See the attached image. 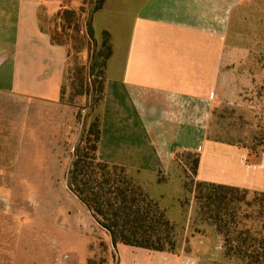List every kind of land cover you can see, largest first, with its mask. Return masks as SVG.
Instances as JSON below:
<instances>
[{
	"label": "crops",
	"instance_id": "obj_1",
	"mask_svg": "<svg viewBox=\"0 0 264 264\" xmlns=\"http://www.w3.org/2000/svg\"><path fill=\"white\" fill-rule=\"evenodd\" d=\"M84 3L0 0L1 96L62 106L73 115V107L59 103L66 49L41 30L39 10L49 19L61 6ZM91 27L98 46L103 32L111 46L103 69L97 158L130 173L165 211L181 244L176 255L124 245L127 264L197 258L185 253L186 243L216 250L222 242L216 223L201 221L192 204H181L180 165L196 155L195 182L264 194V151L252 153L208 136L214 107L227 99L224 84L264 82V0H103ZM240 92L231 95L239 99ZM122 246L116 244L115 264Z\"/></svg>",
	"mask_w": 264,
	"mask_h": 264
},
{
	"label": "rangeland",
	"instance_id": "obj_2",
	"mask_svg": "<svg viewBox=\"0 0 264 264\" xmlns=\"http://www.w3.org/2000/svg\"><path fill=\"white\" fill-rule=\"evenodd\" d=\"M72 32L71 28L68 37ZM72 57V64L77 63ZM89 63L90 60L87 67ZM66 86L69 89L70 84ZM224 87L227 99L214 107L208 136L245 146L253 152L264 151V82L229 83ZM237 88L241 91L239 99L231 95ZM73 102L79 107L71 115L62 106L31 105L0 95V264H62V259L85 264L86 258L90 264L116 262V246L110 247L108 233L67 187L74 150L84 132L90 107L89 102L81 110L86 102L78 99ZM195 158L196 155H190L180 165L185 179L181 204L186 209L192 204L195 214L213 220L212 208L198 213L206 203L203 196L208 190H202V199L198 197L199 182L193 179ZM85 162L88 174L92 161ZM222 194L226 195L219 214L223 222L221 227L216 226L222 242H216L217 249L208 252L205 249H211L209 244L201 243L195 249L186 243L185 253L192 251L191 255L196 254L197 258L187 255L181 260L173 259L171 264H246L241 255L249 257L254 253H261L264 258V207L258 203L261 193L239 190ZM165 216L172 223L166 213ZM262 242L263 247L258 245ZM119 258V264H127L124 245ZM261 262L264 264V259Z\"/></svg>",
	"mask_w": 264,
	"mask_h": 264
},
{
	"label": "trees",
	"instance_id": "obj_3",
	"mask_svg": "<svg viewBox=\"0 0 264 264\" xmlns=\"http://www.w3.org/2000/svg\"><path fill=\"white\" fill-rule=\"evenodd\" d=\"M102 3L103 0H90L88 4L84 3L78 8L61 6L49 19L44 9L39 10L41 30L49 34L53 45L66 49L59 103L75 108L79 106L73 102L74 100L85 101V105L80 107L83 110L90 102L84 132L75 147V159L68 172L67 187L70 193L87 208L100 228L108 233L113 247L121 244L172 254L179 253L180 242L177 230L175 225L166 218L165 211L148 198L139 185L129 179V172L125 168L105 164L97 158L100 134L99 107L104 86L103 69L111 55L107 33L103 32L102 41L98 46L94 41L91 27V16L101 8ZM52 25L54 28H51ZM71 28L72 36L68 37L67 33ZM73 55L77 61L73 63L75 65L71 62ZM67 83L70 84L69 89L66 86ZM66 89L69 90L67 96ZM64 98L68 99L64 100ZM86 159L92 161L88 174L85 171ZM197 164L196 157L193 173ZM196 185V188L200 190L198 197L200 199L205 197L206 202L198 213H201L203 209L212 208L215 212L213 220L221 227L223 220L219 214L226 197L222 192L237 193L239 190L204 182ZM203 189L208 190V193L202 197ZM259 196L258 203L263 208L264 194L261 193ZM197 217L201 220L206 219L200 214ZM223 225L228 226L226 223ZM262 244L263 242L258 243L261 246ZM240 259L246 264L252 261L255 264H261L264 258L261 253H254L249 257L241 255ZM87 264H90V260Z\"/></svg>",
	"mask_w": 264,
	"mask_h": 264
}]
</instances>
